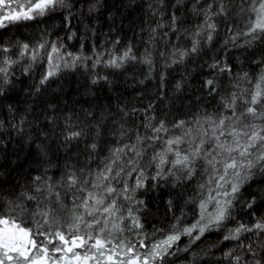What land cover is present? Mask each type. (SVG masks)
<instances>
[{
	"label": "trees",
	"instance_id": "obj_1",
	"mask_svg": "<svg viewBox=\"0 0 264 264\" xmlns=\"http://www.w3.org/2000/svg\"><path fill=\"white\" fill-rule=\"evenodd\" d=\"M223 4L226 11L217 14L220 0H66L64 6L58 5L44 17L0 28V44L11 49L7 55L13 59L18 56V42L35 47L45 40L48 50L55 42L62 46V53L81 57L72 66L65 56L69 67L42 86L39 81L47 67L46 57L27 72L30 61L25 57L11 70L12 83L3 85L0 210L11 201L34 211L37 200L46 196L35 192L36 176L55 185L70 209L72 194L61 187V178L67 173L81 175L83 169L87 175L89 170L102 167L109 149L136 143L138 133L151 135L145 128L149 122L158 125L163 120L169 127L180 120L191 123L221 111V97L251 88L248 81H255L264 72V38L251 45L245 43L250 37L243 35L233 41L236 33L247 30L252 15L248 11L250 0H223ZM206 16H210L207 21ZM206 23H214L215 31ZM196 42L197 51L193 52ZM128 48L136 59H127L120 68L107 66V61ZM181 52L185 53L182 59ZM146 59L151 63H145ZM245 74L247 79L242 80ZM209 79L213 86H206ZM71 132L81 135L67 140ZM93 143L97 144L95 151L90 147ZM150 143L145 138L140 145L147 149L142 166L163 147L159 143L147 147ZM155 171L154 167L145 168L149 179L144 188L130 193L132 202L118 198L125 205V215L127 207L139 209L136 215L143 224L141 236L135 234L141 230H135L117 234L118 238L135 241L147 234L146 242H151L172 233L177 218L181 231L199 219L198 186L207 180L203 165H198L191 180L169 177L156 182L150 178ZM253 173L231 209L234 219L226 220L223 228L206 231L194 243L190 236L182 235L170 250L175 254L167 257V264H234L224 258L230 250L233 257H241L240 264H255L264 257V233L257 235L254 230L242 233L238 240H224L228 230L239 223L251 226L264 217V173L258 169ZM125 179L130 186L135 185L133 178ZM22 193L37 200L29 201ZM253 197L255 203L249 209L246 205ZM193 199L195 203L190 202ZM140 200L142 205L136 203ZM42 206L60 211L54 196L45 199ZM62 215L66 219L70 213L65 209ZM121 226L129 227L130 221ZM249 245L255 257L248 251ZM185 248L188 250L183 251Z\"/></svg>",
	"mask_w": 264,
	"mask_h": 264
},
{
	"label": "snow or ice",
	"instance_id": "obj_2",
	"mask_svg": "<svg viewBox=\"0 0 264 264\" xmlns=\"http://www.w3.org/2000/svg\"><path fill=\"white\" fill-rule=\"evenodd\" d=\"M65 3L66 0H0V28L9 23L44 17ZM250 5L248 11L252 15L248 18L247 30L232 37L233 41L240 35L250 37L245 42L249 45L264 38V0H250ZM225 11L223 0H220L217 14ZM205 19L209 20L210 16ZM206 27L213 32L216 29L214 23H206ZM211 39L212 34L209 33L208 40ZM197 45L198 42L193 44V52L197 51ZM61 47L52 42L48 50L49 42L46 40L35 47L18 42V56L13 59V55H7L11 49L0 44V53L5 54L0 55V95L5 91L3 85L12 83L11 70L25 57L30 61L25 72L46 57L47 67L39 81L41 86L56 77L62 68L69 67L65 56L75 66L81 57L64 54ZM180 55L182 59L185 53ZM127 59H136L131 54V48L107 61V66L120 68ZM145 63L151 61L146 59ZM241 79H247V74ZM248 82L251 88L221 97L222 110L216 114L194 119L191 123L180 120L171 127L163 120L158 125L149 122L145 128L151 131V135L144 137L138 133L136 143L109 149L102 167L89 170L87 175L83 174V169L81 175L75 171L67 173L61 178V187L72 194L70 209L63 203L55 185L43 181L41 176L34 177L37 182L35 192L46 193V196L37 200L34 195L21 194L29 201L37 200L34 211L22 203L13 204L11 201L0 210V264H167V257L175 254L170 250L182 235L192 237L193 232L198 230L199 234L192 240L194 243L206 231L223 228L226 220L234 219L231 209L243 185L252 178L253 170L264 173V72L255 81ZM213 85V80L206 81V86ZM36 91H40L39 86ZM173 130H179L180 134H175ZM80 135V132H71L66 139H75ZM145 138L151 142L147 147L157 143L163 147L154 151L147 165L142 166L147 149L140 148V145ZM90 147L95 151L97 144L93 143ZM198 165H203V174L207 176V180L198 186L199 219L181 231L177 218V223L172 225V233L151 242H146L147 234L135 241L118 238L117 234L123 236L125 231L135 230H141L135 232L137 237L141 236L143 224L136 215L139 209L127 207L125 215L121 199L132 202L130 193L144 188L145 180L149 179L145 168H155V174L150 177L153 181L169 177L180 181L191 180L197 173ZM125 177L133 178L135 185L130 186ZM53 196L59 205V212L50 206H42L45 199ZM190 202L195 203V199ZM136 203L142 205L144 201ZM254 203L255 197L246 206L251 209ZM65 209L70 213L66 219L62 215ZM126 220L130 221V226L124 228L121 225ZM254 230L257 235L264 233V217L251 226L239 223L228 230L224 240H238L242 233ZM248 251L256 256L250 245ZM224 258L233 260L234 264H240L241 260L240 256L233 257L232 250L226 252ZM255 264H264V257L255 260Z\"/></svg>",
	"mask_w": 264,
	"mask_h": 264
},
{
	"label": "rangeland",
	"instance_id": "obj_3",
	"mask_svg": "<svg viewBox=\"0 0 264 264\" xmlns=\"http://www.w3.org/2000/svg\"><path fill=\"white\" fill-rule=\"evenodd\" d=\"M211 207V206H210ZM214 229V228H213ZM206 233V232H205ZM199 233H198V230H197V232H193V236L192 237H190V239H192L193 240V237L194 236H196V235H198Z\"/></svg>",
	"mask_w": 264,
	"mask_h": 264
}]
</instances>
